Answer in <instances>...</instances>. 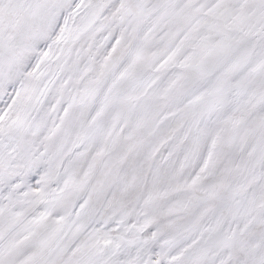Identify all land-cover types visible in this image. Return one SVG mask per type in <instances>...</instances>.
<instances>
[{"label":"snow or ice","instance_id":"obj_1","mask_svg":"<svg viewBox=\"0 0 264 264\" xmlns=\"http://www.w3.org/2000/svg\"><path fill=\"white\" fill-rule=\"evenodd\" d=\"M0 264H264V0H0Z\"/></svg>","mask_w":264,"mask_h":264}]
</instances>
